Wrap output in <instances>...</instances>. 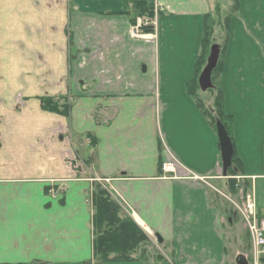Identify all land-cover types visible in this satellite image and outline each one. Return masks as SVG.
<instances>
[{"label":"crops","instance_id":"0c3cea01","mask_svg":"<svg viewBox=\"0 0 264 264\" xmlns=\"http://www.w3.org/2000/svg\"><path fill=\"white\" fill-rule=\"evenodd\" d=\"M133 1L159 11L156 39L131 34ZM212 9L210 0H0V264H97L96 184L172 256L142 247L134 260L101 264L229 263L213 106L220 87L240 174L264 213V0H238L218 88L196 97L188 86ZM44 98L67 100L69 113L46 110ZM171 156L202 179L165 177Z\"/></svg>","mask_w":264,"mask_h":264},{"label":"trees","instance_id":"16d2710c","mask_svg":"<svg viewBox=\"0 0 264 264\" xmlns=\"http://www.w3.org/2000/svg\"><path fill=\"white\" fill-rule=\"evenodd\" d=\"M236 2L237 3L235 4V8L233 9L232 14H235L238 10V0H236ZM130 4L132 5L133 10V17L131 19L132 24L136 22V19L139 16H146L151 19L155 18L156 12L154 5H149L145 2L134 1L130 2ZM232 14L228 15L225 18L226 22L224 19V24H220V26L217 25L216 15L209 13L205 16L204 36L202 39L201 53L198 62L199 69L196 79H194L188 86L190 93L196 97L200 96L202 92L198 83V77L206 64L210 48L215 43L220 46V56L218 64L212 73L213 88L209 89L208 91H212L213 89L218 88L216 80L219 79L222 71V61L227 49L230 33V19ZM142 30L144 33H150L154 31V27L149 24L143 27ZM217 30L219 31L217 32ZM219 39L222 42H220ZM221 56L223 57L222 59ZM219 88L213 106V111L215 113L213 119L214 122L217 119H220L222 121L233 142L232 117L227 116L224 112V97ZM198 104L203 108L202 103L199 102ZM42 106L46 110L61 112L66 115L70 110V104L67 100L63 103L60 100L44 98L42 100ZM241 172L242 167L238 163L234 148L232 166L228 171V176L239 175ZM227 182L229 192L233 195L238 194V192L240 191L242 193H245L247 188L249 187V182L247 180H245L242 186L238 188L235 186L234 179L230 178ZM90 197L92 198L94 208L93 231L94 254L96 263L101 264L107 261L134 260V254L137 253L140 248H142L144 244L149 241V238L145 231L135 222L132 217L123 213L121 206L110 196L108 190L105 189L102 185L96 184L95 189L91 192Z\"/></svg>","mask_w":264,"mask_h":264},{"label":"rangeland","instance_id":"374dc122","mask_svg":"<svg viewBox=\"0 0 264 264\" xmlns=\"http://www.w3.org/2000/svg\"><path fill=\"white\" fill-rule=\"evenodd\" d=\"M210 1L213 4L212 14L217 16L216 18H217V25L218 26H220V24H224V19L228 15L233 13V9L235 8V4L237 3L236 0H210ZM132 12H133V10H131L129 8L126 11L127 14H132ZM225 22H226V19H225ZM218 31L219 30H217V32ZM219 41L222 42L220 39H219ZM222 58L223 57L221 56V59ZM144 66H146V65L145 64L141 65L142 71H143ZM61 102L64 103L65 100H63ZM164 175H166V173H164ZM223 192L225 193V196H226V199L223 198L224 204H226L228 211L231 210L230 214H228V216H230V219H231L230 222L231 223H229V221L225 222L224 229H223V233L225 235V247H226V252H227L228 259H229L228 264H236L235 263V257L238 255V254H236L237 252L241 251L244 254H248V255L250 253V246L247 243V241H248L247 240V238H248L247 230H246V226L244 223L243 216H242L240 210H238V208L236 209L234 204L232 203V199L240 203L242 200V197H241V194L230 195V194H228V191H226L224 189H223ZM109 194L112 197L111 193H109ZM229 199H231V200H229ZM122 211H123V213H125V210L123 208H122ZM223 211H226V208H223ZM126 215H128V214H126ZM225 216H227V215H225ZM144 231L149 238V241L146 244H144V246H143V247H148V248H145L146 250L149 249V251L155 252L158 256H159V254H161V255L165 256L167 259L169 257L170 258L172 257L169 254H166L163 250V248L166 246V242L159 243L155 237V234L149 235L146 230H144ZM167 247L171 248V250L174 252L173 246L169 245ZM149 256H152V253L149 254ZM149 256H142V259L143 260H149V259H151V257H149Z\"/></svg>","mask_w":264,"mask_h":264},{"label":"built area","instance_id":"2783aa9c","mask_svg":"<svg viewBox=\"0 0 264 264\" xmlns=\"http://www.w3.org/2000/svg\"><path fill=\"white\" fill-rule=\"evenodd\" d=\"M143 23L148 24L149 22L144 18H138L136 25L132 27L134 35L140 33ZM163 170L182 178L198 179V176L190 173L174 157L163 165ZM235 205L244 217L251 236L253 264H264V214L258 213L254 196L251 193L246 195L243 205Z\"/></svg>","mask_w":264,"mask_h":264},{"label":"water","instance_id":"95a60500","mask_svg":"<svg viewBox=\"0 0 264 264\" xmlns=\"http://www.w3.org/2000/svg\"><path fill=\"white\" fill-rule=\"evenodd\" d=\"M219 56L220 46L218 44H213L210 48V54L207 58V63L198 79L200 89L203 92H206L207 90L213 88L212 73L218 64ZM216 129L221 149L223 175L226 177L228 174V170L232 166L234 146L225 125L220 119L216 120ZM155 236L159 243L164 242L163 237L159 233H155ZM235 262L236 264H249V261L244 254L237 255L235 258Z\"/></svg>","mask_w":264,"mask_h":264}]
</instances>
